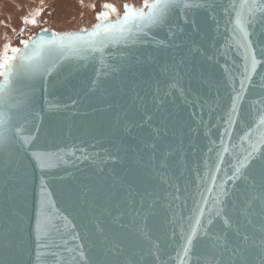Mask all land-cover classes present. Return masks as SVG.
Segmentation results:
<instances>
[{"label": "water", "instance_id": "water-1", "mask_svg": "<svg viewBox=\"0 0 264 264\" xmlns=\"http://www.w3.org/2000/svg\"><path fill=\"white\" fill-rule=\"evenodd\" d=\"M229 2L209 0L223 6ZM223 6L192 9L187 16L177 10L171 31L169 26L154 29L142 43L106 48L104 60L110 66L106 72L97 53L95 59L61 61L51 75L36 78L30 90L37 113L31 132L35 139L23 149L14 148L11 156L0 154V264H51L47 249H39L37 258L38 221L42 228L47 224L59 228L67 244L57 251L74 264H84L80 250L93 262L126 264L131 257L143 264L142 256L151 261L159 254L168 264H178V225L188 228L197 203L204 208L205 220L220 207L236 218L232 205L240 203L246 182L243 177L235 181L229 177L236 157L242 159L248 149V143L239 139L247 128L239 113L229 125L228 114L244 61L243 50L230 43L226 26L231 25ZM141 9L147 11L136 8ZM260 30L257 23V34L249 37L260 63L238 103L246 119L254 102L261 107L264 92ZM81 31L44 29L27 42ZM256 118L253 113L248 119L253 129ZM222 140L227 151L221 149ZM33 152L67 155L42 171ZM206 174L215 177V187ZM259 179L257 173V184ZM205 188H212L211 193ZM216 197L223 203L216 204ZM136 210L159 237V253L153 249L149 256L142 248L143 237L130 227L134 217L143 224ZM42 213L50 219L45 221ZM214 222L222 224L218 218ZM227 238L230 243L235 240L232 232ZM57 241L61 242L59 236ZM193 248L200 249L199 234Z\"/></svg>", "mask_w": 264, "mask_h": 264}, {"label": "snow or ice", "instance_id": "snow-or-ice-1", "mask_svg": "<svg viewBox=\"0 0 264 264\" xmlns=\"http://www.w3.org/2000/svg\"><path fill=\"white\" fill-rule=\"evenodd\" d=\"M215 3L209 0H145L143 8L147 11L136 10L125 5V14L115 23H104L108 19V13L97 16L101 21L96 24L91 31L82 30L79 33H69L58 35L52 33L51 36L42 35L31 42H22L24 51L18 48L6 46L4 54L0 56V154L12 155V150L19 147L23 149L35 139L31 135L32 129L36 127L37 113L31 105L30 90L37 77L51 75L57 70L61 61L89 60L95 59V54L99 53V63L102 71H107L110 66L105 63L104 50L112 45L138 44L149 38L150 32L154 29L162 30L169 26L177 10L187 16L192 9L215 10ZM105 8L115 12L111 5H104ZM224 7V15L228 17L227 24L231 25L226 32L231 31L230 43L238 49L243 50V70L239 76V90L233 87L234 96L231 98V111L228 114V123H233V115L239 113L241 120L246 125L247 130L244 135L239 137L241 143L247 142L248 149H244V156L241 159L236 157L238 163L233 165V174L229 179L235 181L244 178L246 186L242 190L240 203H233L232 211L236 218L233 220L227 216V209L220 207L215 210L205 220L204 208L197 203L192 210L193 214L188 217V228L179 224V250L177 251L178 264H264V152L260 151L264 146V92L261 93L262 99L259 101L261 107L257 108L254 102L247 114L248 119L253 115L257 117L252 123L248 122L243 113L238 108V103L243 99L248 91V85L253 82V75L256 74L257 65L260 61L253 51V41L250 36L256 35L255 28L260 24V35L264 36V0H230ZM259 14V15H257ZM213 19L215 17L213 16ZM26 23H35L34 20ZM219 23V21H217ZM251 27V31H250ZM11 55H8V52ZM264 55V48L260 49ZM19 54V55H17ZM166 83V82H165ZM264 87V85H262ZM55 106H50V109ZM227 134V130H226ZM221 149L227 151L223 140ZM250 149V150H249ZM257 153L259 155L257 156ZM64 152H33L32 156L38 166L43 171L51 168L63 161ZM256 161V163H252ZM251 165V167H249ZM163 167V164L160 165ZM247 169V171H245ZM219 171V165L216 166ZM259 175V183L256 182V174ZM207 179L212 181L215 187V177L206 174ZM251 177V180H249ZM203 179V178H201ZM43 180L41 181L42 195L44 189ZM211 193L212 188H205ZM224 193H221L223 195ZM179 199V197H175ZM201 202L207 206L204 194H200ZM216 204H222L219 197L214 198ZM143 201L141 207H143ZM150 207V206H149ZM44 220L50 218L46 213H42ZM136 215L141 216L143 224H140L135 217L130 227L143 237L142 248L149 256L161 251V244L157 243L159 237H154L147 228V218L136 210ZM222 220V224L217 226L215 219ZM183 219V217H181ZM234 234L235 240L229 242L228 233ZM200 236V249L194 251L193 240ZM59 236L60 241H57ZM172 237H176V228L172 229ZM37 258H40L39 249L48 250L47 256L51 264H74L66 260L62 253L57 249L64 247L67 241L59 233V228L54 224H47L41 227V222L37 223ZM223 240V243L221 242ZM79 249V246H77ZM77 249H68L70 253H76ZM122 251V249H120ZM111 252V249H108ZM118 254V253H117ZM79 259L84 264H112L109 261L93 262L84 259L83 251L80 250ZM193 258L194 262H193ZM143 264H168L159 254L151 261L144 259ZM78 264V261L75 262ZM119 264V262H115ZM126 264H141V261L131 257Z\"/></svg>", "mask_w": 264, "mask_h": 264}, {"label": "rangeland", "instance_id": "rangeland-1", "mask_svg": "<svg viewBox=\"0 0 264 264\" xmlns=\"http://www.w3.org/2000/svg\"><path fill=\"white\" fill-rule=\"evenodd\" d=\"M144 3L145 0H0V56L6 46L21 49L22 42L44 29L57 33L89 29L101 22L97 16L102 13H108L107 20H114L125 14V5L136 9ZM104 5H111L115 12ZM32 20L34 24L26 23Z\"/></svg>", "mask_w": 264, "mask_h": 264}]
</instances>
